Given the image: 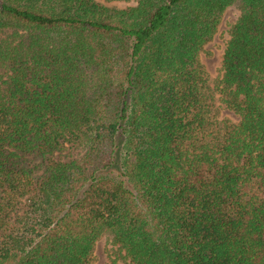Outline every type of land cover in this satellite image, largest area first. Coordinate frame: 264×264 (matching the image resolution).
I'll list each match as a JSON object with an SVG mask.
<instances>
[{"label":"trees","instance_id":"obj_1","mask_svg":"<svg viewBox=\"0 0 264 264\" xmlns=\"http://www.w3.org/2000/svg\"><path fill=\"white\" fill-rule=\"evenodd\" d=\"M112 1L0 0V264H264V0Z\"/></svg>","mask_w":264,"mask_h":264},{"label":"rangeland","instance_id":"obj_2","mask_svg":"<svg viewBox=\"0 0 264 264\" xmlns=\"http://www.w3.org/2000/svg\"><path fill=\"white\" fill-rule=\"evenodd\" d=\"M133 3L134 0H113L112 2H108L109 5L117 7H126ZM239 14V9L236 7H231L225 11L222 16L219 31L201 53V60L214 81L221 74L222 56L226 47V42L229 39V29L232 24L235 23ZM224 113L233 116L227 110H225ZM108 247L109 244L106 240H102L98 243L95 251V264H107L109 262Z\"/></svg>","mask_w":264,"mask_h":264}]
</instances>
